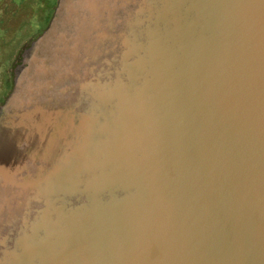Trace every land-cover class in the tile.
<instances>
[{"label":"water","instance_id":"95a60500","mask_svg":"<svg viewBox=\"0 0 264 264\" xmlns=\"http://www.w3.org/2000/svg\"><path fill=\"white\" fill-rule=\"evenodd\" d=\"M0 264H264V0H57L0 104Z\"/></svg>","mask_w":264,"mask_h":264},{"label":"rangeland","instance_id":"374dc122","mask_svg":"<svg viewBox=\"0 0 264 264\" xmlns=\"http://www.w3.org/2000/svg\"><path fill=\"white\" fill-rule=\"evenodd\" d=\"M56 0H0V100L12 87L23 49L51 15Z\"/></svg>","mask_w":264,"mask_h":264},{"label":"trees","instance_id":"16d2710c","mask_svg":"<svg viewBox=\"0 0 264 264\" xmlns=\"http://www.w3.org/2000/svg\"><path fill=\"white\" fill-rule=\"evenodd\" d=\"M56 1H57V0H56ZM55 4H56V3H55ZM54 7H55V6H54ZM53 9H54V8H53ZM52 13H53V11H52ZM52 13H51V15H52ZM51 15L49 16L48 20H47L44 24H42V25L40 26L38 32L36 33V35H35L32 39H34L36 36H38V35L42 32V30L47 26V24H48V22H49V20H50ZM2 102H3V101H2Z\"/></svg>","mask_w":264,"mask_h":264},{"label":"flooded vegetation","instance_id":"af4514ba","mask_svg":"<svg viewBox=\"0 0 264 264\" xmlns=\"http://www.w3.org/2000/svg\"><path fill=\"white\" fill-rule=\"evenodd\" d=\"M3 100H4V98L0 100V104L2 103Z\"/></svg>","mask_w":264,"mask_h":264}]
</instances>
